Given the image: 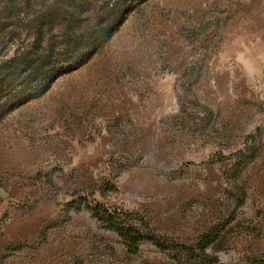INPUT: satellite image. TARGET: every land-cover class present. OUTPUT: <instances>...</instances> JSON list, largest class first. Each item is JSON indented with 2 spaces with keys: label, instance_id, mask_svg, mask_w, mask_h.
<instances>
[{
  "label": "rangeland",
  "instance_id": "374dc122",
  "mask_svg": "<svg viewBox=\"0 0 264 264\" xmlns=\"http://www.w3.org/2000/svg\"><path fill=\"white\" fill-rule=\"evenodd\" d=\"M84 1L87 24L112 2ZM27 19L0 15V59ZM96 202L162 247L127 249ZM205 233L212 264H264V0H146L0 118V264H199Z\"/></svg>",
  "mask_w": 264,
  "mask_h": 264
},
{
  "label": "trees",
  "instance_id": "16d2710c",
  "mask_svg": "<svg viewBox=\"0 0 264 264\" xmlns=\"http://www.w3.org/2000/svg\"><path fill=\"white\" fill-rule=\"evenodd\" d=\"M144 1L112 0L92 23L87 24L85 15L89 8L84 0H0V15L11 16L21 11L28 16L26 22L29 23L27 43L16 45L11 55L0 59V118L11 107L43 94L60 75L85 63ZM55 31L62 34L58 45L54 42ZM252 155L246 156L245 161ZM242 157L240 159H244ZM92 209L93 215L103 221L106 228L115 231L130 251H135L145 240L162 247L155 237L144 234L131 218L132 213L105 208L100 202ZM213 241L210 233H205L194 247L182 248L194 262L212 264L217 257L209 254L207 247Z\"/></svg>",
  "mask_w": 264,
  "mask_h": 264
}]
</instances>
